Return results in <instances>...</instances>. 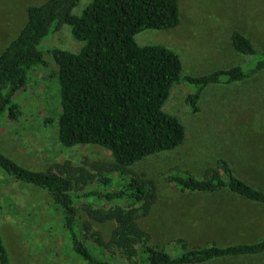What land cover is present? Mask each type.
I'll return each mask as SVG.
<instances>
[{"label":"trees","instance_id":"1","mask_svg":"<svg viewBox=\"0 0 264 264\" xmlns=\"http://www.w3.org/2000/svg\"><path fill=\"white\" fill-rule=\"evenodd\" d=\"M179 18L178 0H45L26 7L24 24L0 51V118L14 121L22 110L13 96L25 84L29 71L44 63V38L67 26L79 43L75 51L48 49L56 67L51 76L58 94L59 110L53 117L57 139L66 148L81 143L99 145L111 160L83 159L77 165L64 161L46 170H33L0 151V171L49 195L71 250L86 264H208L264 254V236L224 246L212 242L188 247L180 239L181 250L170 253L150 243L149 234L138 224V217L150 211L156 188L151 179L131 167L177 149L185 139L180 120L162 109L172 84L183 80L193 87L186 98L196 111L198 97L208 85L241 83L264 70V48H256L235 29L228 35L230 46L248 58L245 64L197 76L180 75L181 60L172 49L134 40L144 29L174 28ZM167 180L180 191L228 190L264 207V190L243 180L224 158L205 168L200 178L168 173ZM95 182V188L85 189ZM91 196L125 200L126 204L108 208L86 204V219L79 222L73 198ZM107 220L115 226L106 240L92 228V221ZM9 261L0 235V264Z\"/></svg>","mask_w":264,"mask_h":264},{"label":"rangeland","instance_id":"2","mask_svg":"<svg viewBox=\"0 0 264 264\" xmlns=\"http://www.w3.org/2000/svg\"><path fill=\"white\" fill-rule=\"evenodd\" d=\"M45 0H0V51L26 19V7ZM179 23L170 29H144L134 35L138 44H161L181 60V76L202 75L215 69L243 65L247 57L230 46L229 32H242L253 45L264 48V0H178ZM75 51L79 43L67 26L42 41L44 63L29 71L13 100L21 107L17 120L0 118V151L17 164L46 170L56 163L73 165L110 161V153L96 144L66 148L57 139L55 117L59 110L56 67L48 49ZM193 87L181 80L172 84L164 112L184 126L185 139L175 150L143 159L131 169L151 179L156 198L138 224L150 243L170 253L214 242L224 246L251 242L264 236V207L228 190L215 193L180 191L167 180L168 173L200 178L205 168L224 158L247 183L264 190V70L241 83L210 84L200 93L194 111L187 102ZM114 177V175H113ZM115 185V180L112 181ZM97 183L86 186L92 189ZM77 220L86 219L83 206H124L125 200L73 198ZM113 220L92 221V228L107 240ZM0 235L9 264H86L72 250L60 225L59 211L49 195L0 171ZM120 258L117 257L114 262ZM119 264V263H118ZM208 264H264V254L253 259L223 258Z\"/></svg>","mask_w":264,"mask_h":264}]
</instances>
